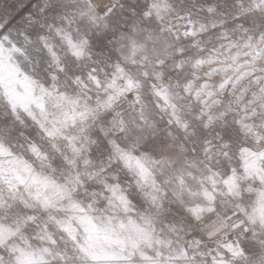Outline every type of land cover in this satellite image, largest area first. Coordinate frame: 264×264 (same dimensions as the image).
<instances>
[{
  "label": "clouds",
  "instance_id": "obj_1",
  "mask_svg": "<svg viewBox=\"0 0 264 264\" xmlns=\"http://www.w3.org/2000/svg\"><path fill=\"white\" fill-rule=\"evenodd\" d=\"M0 264H264V0H0Z\"/></svg>",
  "mask_w": 264,
  "mask_h": 264
}]
</instances>
